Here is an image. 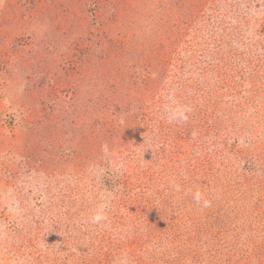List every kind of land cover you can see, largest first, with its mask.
<instances>
[{
	"label": "rangeland",
	"instance_id": "rangeland-1",
	"mask_svg": "<svg viewBox=\"0 0 264 264\" xmlns=\"http://www.w3.org/2000/svg\"><path fill=\"white\" fill-rule=\"evenodd\" d=\"M124 255L264 264V0H0V264Z\"/></svg>",
	"mask_w": 264,
	"mask_h": 264
},
{
	"label": "clouds",
	"instance_id": "clouds-1",
	"mask_svg": "<svg viewBox=\"0 0 264 264\" xmlns=\"http://www.w3.org/2000/svg\"><path fill=\"white\" fill-rule=\"evenodd\" d=\"M163 117L169 124H182L187 123L189 116L192 112L191 106L179 101L174 93H169L164 97V103L162 105ZM107 154V148H105ZM90 175L98 183H103V178L106 175L119 177L127 171V163L123 158L117 157L115 160H109L107 166L104 164H93L90 166ZM177 190L179 188L177 187ZM114 198L112 191H107L100 197V202L95 206V210L89 218V222L92 224L100 225L108 220V210L111 205V201ZM193 200L196 204L201 205L204 208L210 207L211 201L205 197L199 188L193 193ZM119 264H128L127 256L124 255Z\"/></svg>",
	"mask_w": 264,
	"mask_h": 264
}]
</instances>
